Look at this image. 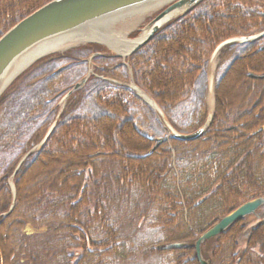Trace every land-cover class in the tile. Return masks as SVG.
<instances>
[{
    "label": "trees",
    "instance_id": "16d2710c",
    "mask_svg": "<svg viewBox=\"0 0 264 264\" xmlns=\"http://www.w3.org/2000/svg\"><path fill=\"white\" fill-rule=\"evenodd\" d=\"M51 1L0 0V38ZM262 32L264 0H203L127 62L168 123L189 134L209 116L218 46ZM97 52L104 56L93 59L95 75L58 117ZM105 52L86 45L44 58L0 98V264H200L197 240L264 197V79L249 77L264 75V37L219 54L213 119L189 142L174 139L128 87L96 76L111 75V66L126 72ZM235 79L244 88L232 92ZM201 253L209 264H264V206Z\"/></svg>",
    "mask_w": 264,
    "mask_h": 264
},
{
    "label": "water",
    "instance_id": "95a60500",
    "mask_svg": "<svg viewBox=\"0 0 264 264\" xmlns=\"http://www.w3.org/2000/svg\"><path fill=\"white\" fill-rule=\"evenodd\" d=\"M202 1L203 0H53L23 19L0 38V97L16 78L42 57L31 63L27 68L23 69L8 83L13 74L12 71L16 63L48 41L77 33L98 23L114 19L118 20V18H125V16L129 15L131 16L134 12L149 6L161 5V8L167 6L147 24L144 30H142V34L145 30L147 31L144 38L140 39L141 36L135 39L128 38V41H137V44L126 56L119 54L109 44L103 41L89 40L81 43H95L105 46L108 50L114 52L116 57L122 58L125 61L146 45L167 23L191 10ZM262 37H264V32L254 36L227 40L218 46L213 58H215L225 47L231 44L255 42ZM97 55L100 54H94L90 58V62L93 57ZM90 76L91 74L89 73L78 82L74 90L70 91L63 98L62 103H65L75 92L81 90L86 85ZM249 77L257 80L264 79V75L259 76L250 74ZM131 88L149 106H151L161 118L164 119L174 139L183 141L195 140L201 137L211 124L213 116H209L206 123L198 131L192 134H180L166 121L164 112L153 99L137 86H132ZM56 123L57 122H54L37 148L41 147L46 142L47 138L56 127ZM28 155L29 153L24 157L20 165ZM12 187L14 190L13 185ZM262 206H264V197L251 199L234 209L217 224L206 231L196 242L197 258L200 264H209V262L203 258L201 253V246L205 241L222 234L235 222L250 215H254ZM179 247H181L180 244L170 246V248Z\"/></svg>",
    "mask_w": 264,
    "mask_h": 264
},
{
    "label": "bare ground",
    "instance_id": "6f19581e",
    "mask_svg": "<svg viewBox=\"0 0 264 264\" xmlns=\"http://www.w3.org/2000/svg\"><path fill=\"white\" fill-rule=\"evenodd\" d=\"M160 8L161 5H154L152 7L149 6L134 12L133 14H131V16H137V17L136 19H134L135 20L134 23L130 24V26L138 23L139 19L142 18L143 16L155 12ZM123 18L124 17L118 19H123ZM115 21L116 20L114 19L111 21L98 23L92 27H88L77 33L65 35L58 39H54L42 44L34 51L30 52L28 55L22 58L18 63H16L12 71L13 74L10 80L8 81V83L23 69L27 68L31 63H33L37 59L48 56L56 52L63 51L65 50V48H69L89 40L103 41L109 44L119 54L123 56L128 55L135 48L137 41L130 42L128 41L127 36H125L122 31L114 30L113 25ZM146 32H147L146 30L143 32L140 39L145 37ZM210 94L211 97H213L212 91L210 92Z\"/></svg>",
    "mask_w": 264,
    "mask_h": 264
},
{
    "label": "rangeland",
    "instance_id": "374dc122",
    "mask_svg": "<svg viewBox=\"0 0 264 264\" xmlns=\"http://www.w3.org/2000/svg\"><path fill=\"white\" fill-rule=\"evenodd\" d=\"M167 6H164L163 8H160L158 11H155V12H152L148 15H145L143 16L142 18L139 19L138 23L134 24V25H131L132 23H134V19H136L137 16H127L123 19H118L114 22V25H113V28L114 30H117V31H122L123 34L125 36H127L128 38L130 39H133V38H136V37H139L141 36L142 34V30L145 29V27L147 26V24L149 22H151V20L154 18V16H156L159 12H161L164 8H166ZM137 34V35H136ZM133 35H136V36H133ZM81 45L83 44H78L76 46H72V47H69V48H65V50L63 51H60V52H56V53H53L51 55H48L46 57H43L41 59H39L38 61L44 59V58H47L49 56H54V55H59V54H64L66 53L67 51H70V50H73V49H77L79 47H81ZM107 49V48H106ZM108 50V49H107ZM109 52L106 53V54H114V52L108 50ZM104 55V53H103ZM122 63V62H121ZM119 64V63H118ZM123 65V63H122ZM219 66V59H214L212 61V63L210 64L209 66V75H210V79H211V84H213V81L215 79V72L217 70ZM107 67V66H105ZM127 69H126V72H128V75L126 74L125 70L122 69V70H115V73H113V69L115 68L114 66H111L109 67L110 69V73L114 76H112V79H116V81L118 80L120 86L122 87H128L130 90L132 89L131 87L132 86H138L135 79H134V75H133V72H132V69L130 66H128L127 64ZM90 68L92 69V71L95 73V67L91 64ZM251 78V77H250ZM253 79V78H252ZM213 80V81H212ZM257 80V79H256ZM76 86V85H75ZM74 86V88H75ZM74 88L72 90H74ZM244 88V85L243 83L240 82V80H237L235 79L233 82H232V92H237V91H240ZM71 90V91H72ZM69 93V92H68ZM67 93V94H68ZM66 94V95H67ZM75 94V93H74ZM137 95V94H136ZM144 101V100H143ZM144 103H146L144 101ZM147 104V103H146ZM151 107V106H150ZM214 107H215V103H214V94H213V97H211V94L209 92L208 94V100H207V110L209 112V116H213L214 115ZM152 108V107H151ZM153 109V108H152ZM154 110V109H153ZM155 111V110H154ZM156 112V111H155ZM157 113V112H156ZM158 115V113H157ZM158 117L160 118V120L165 124V121L163 118H161L159 115ZM166 119V118H165ZM167 121V120H166ZM168 122V121H167ZM166 126V125H165ZM198 131V130H197ZM196 132V131H195ZM194 133V132H192ZM192 133H189V134H192ZM172 135V133H170ZM173 137V136H172ZM198 139V138H197ZM176 140H179V139H176ZM196 140V139H195ZM180 141H183V140H180ZM191 141H194V140H191ZM186 142H189V141H186ZM161 142L158 143V145L155 146V150L156 148H158V146L160 145Z\"/></svg>",
    "mask_w": 264,
    "mask_h": 264
},
{
    "label": "flooded vegetation",
    "instance_id": "af4514ba",
    "mask_svg": "<svg viewBox=\"0 0 264 264\" xmlns=\"http://www.w3.org/2000/svg\"><path fill=\"white\" fill-rule=\"evenodd\" d=\"M97 68H98V70L102 71L105 68V66L104 67H97ZM117 70H122V69H117ZM113 72L115 73V69H113ZM96 76L99 77L98 75H96ZM112 76H114V75H112V74L110 75L108 73L106 77L103 76V77H99V78H101L102 80H104L106 82H110V83H114V84H118L119 85L118 80L116 81V79H112Z\"/></svg>",
    "mask_w": 264,
    "mask_h": 264
}]
</instances>
